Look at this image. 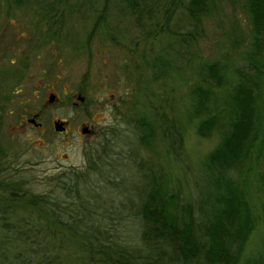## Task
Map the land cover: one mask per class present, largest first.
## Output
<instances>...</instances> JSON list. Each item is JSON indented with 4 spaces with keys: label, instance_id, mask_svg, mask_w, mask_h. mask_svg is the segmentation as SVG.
Listing matches in <instances>:
<instances>
[{
    "label": "rangeland",
    "instance_id": "374dc122",
    "mask_svg": "<svg viewBox=\"0 0 264 264\" xmlns=\"http://www.w3.org/2000/svg\"><path fill=\"white\" fill-rule=\"evenodd\" d=\"M0 1V69L5 59L12 62L10 78L0 80V184L57 201L60 177L89 174L85 181L75 175L70 180L87 206L75 218L89 213L87 221L133 243L140 203L157 186L192 205L198 221L204 158L222 129L197 135L200 117H191L190 91L209 92L220 110L222 92L250 72L244 57L252 33L242 8L222 0L195 20L186 16L188 0H134L140 15L131 12L128 0ZM104 8L101 27L92 31ZM45 32L57 35L41 43ZM160 58L167 69L157 67ZM207 66L219 71L221 84L208 76ZM261 72L264 97V64ZM35 114L38 128L26 121ZM141 119L153 125L148 147L140 140ZM54 122L66 131H56ZM255 150L241 174L231 171L250 192L258 217L241 263L256 258L264 242ZM7 189L0 197L6 198Z\"/></svg>",
    "mask_w": 264,
    "mask_h": 264
},
{
    "label": "trees",
    "instance_id": "16d2710c",
    "mask_svg": "<svg viewBox=\"0 0 264 264\" xmlns=\"http://www.w3.org/2000/svg\"><path fill=\"white\" fill-rule=\"evenodd\" d=\"M220 1L188 0L186 16L195 20L207 16ZM227 1L232 6L238 4L249 20L252 34L244 59L250 72L240 73V81L222 92L220 110L217 103L210 102L209 92L198 87L190 91L191 117H200L197 135L206 137L219 126L222 129L217 144L204 158L206 187L200 219L196 220L192 205L180 204L177 195L157 186L140 203L138 243H133L115 236L112 228H100L87 221L89 213L82 220L75 218L87 206L81 190L72 186L70 180L75 175L79 181H85L89 174L60 177L57 185L62 188V195L57 201L31 194L24 188L18 190L8 183L0 184V190L8 188L6 198L0 197V202H5L0 205V264H264V242L256 258L241 263L258 217L245 184L231 174V171L241 174L256 149V188L264 198V97L260 92L264 0ZM127 2L131 12L140 15L134 0ZM105 12L104 8L93 29L101 27ZM140 18L137 16V21ZM56 33H41L39 40L42 43ZM81 47L86 49V44ZM160 62L157 67L167 69V62L162 58ZM19 64L22 66L23 62ZM205 68L208 76L221 84L219 71L213 66ZM138 126L143 145H152V122L141 119Z\"/></svg>",
    "mask_w": 264,
    "mask_h": 264
},
{
    "label": "flooded vegetation",
    "instance_id": "af4514ba",
    "mask_svg": "<svg viewBox=\"0 0 264 264\" xmlns=\"http://www.w3.org/2000/svg\"><path fill=\"white\" fill-rule=\"evenodd\" d=\"M4 3H6L5 4V11H4V15L5 14H7L8 13V7H7V1H3ZM20 2H22L21 0H19V2L18 3H20ZM0 3H1V1H0ZM20 5H21V3H20ZM100 28V27H99ZM93 30H95V29H92V31ZM97 30V29H96ZM84 50V49H83ZM6 51L5 50H3V53L5 54L4 55V57L6 56V54L7 53H5ZM3 57V60L5 59ZM6 60L8 61V63H6ZM21 61V60H20ZM22 62H24V61H22ZM11 60H10V58H8V59H5V63L3 64V66L1 67V69H0V80H6L7 78H10L8 75L10 74V71H9V69H10V65H11ZM53 95L54 96V93H50V95ZM78 95L79 94H77V97H78ZM72 104L73 105H77L78 103L77 102H72ZM33 116V118H28V119H26V121H27V123H29V124H32L33 126H34V128H38V127H40L41 126V124L42 123H40V122H37L36 120H35V117H37V114H35V115H32ZM66 128L67 127H64V130L62 131V133H64L65 131H66ZM86 134L88 135V134H93V131L92 130H86Z\"/></svg>",
    "mask_w": 264,
    "mask_h": 264
},
{
    "label": "water",
    "instance_id": "95a60500",
    "mask_svg": "<svg viewBox=\"0 0 264 264\" xmlns=\"http://www.w3.org/2000/svg\"><path fill=\"white\" fill-rule=\"evenodd\" d=\"M49 97V99H48V101L49 102H51L52 100H53V98H54V96L51 94V95H49L48 96ZM77 100L79 101V102H83V97H81V96H78L77 97ZM54 129L56 130V131H59V132H61V131H63L64 130V128L61 126V123H57V122H54ZM85 131V130H84Z\"/></svg>",
    "mask_w": 264,
    "mask_h": 264
}]
</instances>
